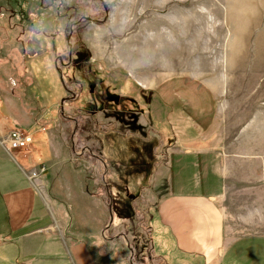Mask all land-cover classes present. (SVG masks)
<instances>
[{
  "label": "rangeland",
  "instance_id": "rangeland-1",
  "mask_svg": "<svg viewBox=\"0 0 264 264\" xmlns=\"http://www.w3.org/2000/svg\"><path fill=\"white\" fill-rule=\"evenodd\" d=\"M12 53L26 59L28 69L34 64L38 97L66 95L61 127L67 125L69 148L54 140V148H45L47 133H40L27 153L52 165L47 171L41 162L28 173L44 175L51 196L71 213L73 231L89 234L96 261L106 259L93 246L102 235L114 264H161L146 225L152 171L163 161L157 128L173 134L158 92L164 83L264 85V71L249 70L254 57L264 62V0H0L1 69ZM82 165L96 179L95 203L81 201L77 174L69 169ZM99 202L103 212H116L115 222L85 219L100 212L91 206ZM232 214L225 211L231 236L264 232V217L245 227Z\"/></svg>",
  "mask_w": 264,
  "mask_h": 264
},
{
  "label": "crops",
  "instance_id": "crops-1",
  "mask_svg": "<svg viewBox=\"0 0 264 264\" xmlns=\"http://www.w3.org/2000/svg\"><path fill=\"white\" fill-rule=\"evenodd\" d=\"M162 19L165 15L157 18ZM14 56L9 55L12 62L6 70L0 62V264H114L112 249H106L102 235L94 239L93 246L106 259L96 261L89 234L73 231L71 213L56 200L58 196H51L44 175L39 179L28 173L41 162L47 171L52 165L49 159L37 161L36 152L33 157L27 153L35 149L40 133H47L42 142L45 148L52 147L53 140L56 146L69 148L67 125L61 127V118L67 117L62 112L66 95L58 91L64 96L59 101L46 95L39 99L35 82L40 77L34 64L28 69L26 59ZM249 67L264 71V62L254 57ZM261 71L255 75L257 80L262 79ZM263 87L261 83L248 89L242 83L205 87L186 82L160 87L159 97L168 107L173 134L157 128L161 144L157 156L163 161L152 171L146 225L152 253L161 264H264V232L231 236L225 219L228 211L241 226L254 227L249 222L264 217ZM58 106L60 112L55 113ZM15 126L31 132L34 140L14 155L6 147V136ZM69 169L77 174L81 201L95 203L99 198L96 179H91L83 165ZM235 196L246 200L238 202ZM101 205L92 204L100 212L89 213L85 219L103 221V226L109 218L115 222L116 212L111 213L110 207L103 212Z\"/></svg>",
  "mask_w": 264,
  "mask_h": 264
},
{
  "label": "built area",
  "instance_id": "built-area-1",
  "mask_svg": "<svg viewBox=\"0 0 264 264\" xmlns=\"http://www.w3.org/2000/svg\"><path fill=\"white\" fill-rule=\"evenodd\" d=\"M6 141V147L10 151L24 149L33 142V136L32 133L27 131L26 129L15 126L9 131L6 137ZM42 170L44 171V167L42 168ZM32 174H34V177H36L37 172H32L30 177H32Z\"/></svg>",
  "mask_w": 264,
  "mask_h": 264
},
{
  "label": "trees",
  "instance_id": "trees-1",
  "mask_svg": "<svg viewBox=\"0 0 264 264\" xmlns=\"http://www.w3.org/2000/svg\"><path fill=\"white\" fill-rule=\"evenodd\" d=\"M75 50H77V47H76V46H73V47H72V52H74ZM76 54H77V52H76ZM39 99H42V98L39 97Z\"/></svg>",
  "mask_w": 264,
  "mask_h": 264
}]
</instances>
